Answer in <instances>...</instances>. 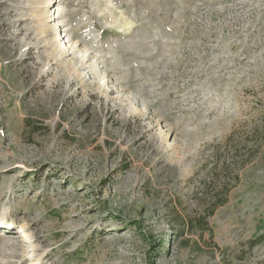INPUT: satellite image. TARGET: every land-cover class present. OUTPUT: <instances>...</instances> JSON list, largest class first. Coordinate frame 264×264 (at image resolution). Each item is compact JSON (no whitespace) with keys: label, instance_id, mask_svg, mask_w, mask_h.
<instances>
[{"label":"rangeland","instance_id":"obj_1","mask_svg":"<svg viewBox=\"0 0 264 264\" xmlns=\"http://www.w3.org/2000/svg\"><path fill=\"white\" fill-rule=\"evenodd\" d=\"M263 117L264 0H0V264H264Z\"/></svg>","mask_w":264,"mask_h":264},{"label":"trees","instance_id":"obj_2","mask_svg":"<svg viewBox=\"0 0 264 264\" xmlns=\"http://www.w3.org/2000/svg\"><path fill=\"white\" fill-rule=\"evenodd\" d=\"M262 120H263V126H264V117L262 118ZM222 203H223V201H218V202L214 203V205L212 206V208L210 209V212H209L208 214H211V213L213 212L214 208H215L216 206L222 204ZM263 239H264V233L259 234V235H257L256 237L250 239V240L247 242V246H248L249 248H252L255 244L261 242Z\"/></svg>","mask_w":264,"mask_h":264},{"label":"bare ground","instance_id":"obj_3","mask_svg":"<svg viewBox=\"0 0 264 264\" xmlns=\"http://www.w3.org/2000/svg\"><path fill=\"white\" fill-rule=\"evenodd\" d=\"M25 226L23 224H20L18 229L22 230Z\"/></svg>","mask_w":264,"mask_h":264}]
</instances>
